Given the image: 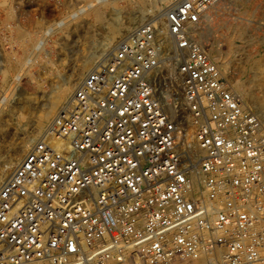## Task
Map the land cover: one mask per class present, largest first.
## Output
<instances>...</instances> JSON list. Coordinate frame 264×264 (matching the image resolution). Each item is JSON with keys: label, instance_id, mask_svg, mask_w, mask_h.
I'll use <instances>...</instances> for the list:
<instances>
[{"label": "built area", "instance_id": "2783aa9c", "mask_svg": "<svg viewBox=\"0 0 264 264\" xmlns=\"http://www.w3.org/2000/svg\"><path fill=\"white\" fill-rule=\"evenodd\" d=\"M221 1L171 0L168 39L146 20L78 81L0 184V264H264V124L191 32ZM166 41L193 162L155 95Z\"/></svg>", "mask_w": 264, "mask_h": 264}, {"label": "rangeland", "instance_id": "374dc122", "mask_svg": "<svg viewBox=\"0 0 264 264\" xmlns=\"http://www.w3.org/2000/svg\"><path fill=\"white\" fill-rule=\"evenodd\" d=\"M247 1L245 0L242 4L238 3L237 0H222L213 12H209L212 17L209 22L206 23L207 21L204 19L197 24L198 29H202V32L207 33L206 38H201L202 43L206 46L210 42L218 44L221 49H226L228 44L225 38L220 36V33L226 30L221 26L224 23L235 24L241 22L246 24L249 32L255 39H258L257 41L248 40L250 44L246 47V52H250L254 57L261 56L260 60H262L264 57H262L264 55V0ZM116 3L114 9L112 6L104 8L102 20H96L90 14L86 17L81 14L79 17H74L75 19L73 18L68 24L59 26L57 23L64 16L71 14L73 10L82 6L84 0H0V167L5 157L12 150L18 148L24 139L32 138L34 143L41 135L39 132H43L69 95L60 103L58 109L54 112V116L52 115L41 131H32L34 126L31 125H36L35 123L40 118L38 113L45 114L46 110L49 112L47 107L50 105L49 108H51V102L55 101L53 96L56 97L55 95L58 94L60 85H66L68 82L74 81V89L77 82L95 63H92L89 69L78 77L76 74L79 73V68L81 71L84 58L95 52H98L95 54H101L102 52L105 54L112 49L113 43L109 47L102 44L104 43L103 37H105L106 31L122 19L129 9L135 8L126 0H118ZM163 6L165 7L164 3ZM39 21L41 26H38ZM21 23L28 30L37 31L36 33L33 32L34 34L32 33V39L27 35L25 36V50L24 47L20 46L23 40L18 33L20 30L19 24ZM51 28H57V31L53 33L50 30ZM122 34L120 33L118 37L120 38ZM47 38H49V44L46 46L51 50V61L49 59L41 60V56H43L41 52L36 63H29L27 56H33L34 54L28 55V52L36 44L35 40ZM231 41L239 43L235 38ZM13 48L17 50V55L20 57L19 62L12 55ZM99 48H101V53L98 51ZM41 61H43V64ZM250 62L251 60H248L246 65ZM26 68L30 69L33 75L31 76L28 73L29 76H27L25 73V75H22L23 78L21 77L20 82L16 81L15 73H23L27 70ZM222 74L226 79L229 74L233 78L249 79L252 85L250 93L254 96H260L264 92V75L260 77L261 79L258 78L259 81H262L258 83V80L256 82L252 79L253 77L250 76L248 71H241L237 63L227 64V70ZM255 82L258 87L255 86ZM261 83L262 87L259 85ZM164 84L166 83L163 82L162 86L166 89ZM163 94L165 101H172V97L167 92ZM165 95L167 96L165 97ZM246 104L252 107L250 102H246ZM37 116H39L38 119H36ZM34 119L36 122H34ZM35 133L39 134L35 135Z\"/></svg>", "mask_w": 264, "mask_h": 264}, {"label": "bare ground", "instance_id": "6f19581e", "mask_svg": "<svg viewBox=\"0 0 264 264\" xmlns=\"http://www.w3.org/2000/svg\"><path fill=\"white\" fill-rule=\"evenodd\" d=\"M116 1H118V0H84V4L82 6H80L79 8H76L77 10L76 9L73 10L71 14L64 16L57 24L59 26L66 25L74 17L75 18L79 17V15H81V14L82 15L84 14L85 17H86V15L90 14L96 20H102L104 8L106 6L107 7L112 6V8L114 9L115 6L117 5ZM126 1L130 2L131 6H133L135 8H133L132 10L129 9L123 15L122 19L118 20L109 30L106 31L105 37H103L104 43H102L105 45V47L106 46L109 47V45L112 43L115 44L116 39L119 38L118 36L120 33H123L122 35L127 34L128 32H130L131 30H133L135 27H137L138 25H140L141 23H143L146 20H155L160 25V28L162 30V33H163V36L165 37V39H168V34L166 32V28H165V24H164V18H163V8H164L163 3L166 6L171 0H126ZM237 1H238V3L243 4V2L245 0L244 1L237 0ZM115 3H116V5H115ZM122 7H123V5H122ZM127 9H125V10H127ZM210 18H212L211 13L208 12L204 18L207 21L206 23L209 22ZM224 24H223V26H221V28L224 27L226 31L221 32L220 36L225 38V40L228 44L227 48L221 49L218 44L216 45V44L209 42L208 45H206V46L203 44L204 47L206 48L207 52L209 53L211 58L215 61V63L219 67L221 73H224L227 70V64H230L231 62H233V63H237L239 65L241 71L242 70L248 71V73H250V76L252 75V77H253L252 79H254L255 81L258 80V78H260L262 75H264V59H263L264 55H262L263 58H262V60H260L261 56L254 57L250 52H246V47L248 46V44H250V42L248 40L253 39V41H257L258 39H255L253 37V35L249 32V30L247 28L248 26L244 23L242 24L240 22V23H235V24H225V25ZM38 26H41L40 21L38 22ZM205 26H207V25L205 24ZM19 28H20V30L18 31V33H19L20 38L23 40V43L20 46L24 47L26 45L25 44V36L27 35L32 39V33L33 32L36 33L37 31L28 30V28H26V26L23 23L19 24ZM50 30H51V32L55 33L57 31V28L56 29L51 28ZM191 32H192L193 36L196 37V39H198L201 43H202L201 38H206V36H207V33L202 32V29L197 28V24H195L192 27ZM199 34H200V37H199ZM233 38L237 39L239 41V43H233L231 41V39H233ZM22 40H21V42H22ZM35 41H36V44H34V46L28 52V55L29 54H34V55L33 56H30V55L27 56V61L29 63L33 62V64L36 63V61L40 58L39 53H41V52L43 53L42 54L43 56H41L42 57L41 60H44V59L50 60L51 59V50H50V48H48L46 46L47 44H49V38L42 39V40L39 39L38 41L37 40H35ZM102 42H103V40H102ZM34 47H35V49H33ZM113 48H114V45H113L112 49ZM23 49L25 50V47ZM100 49L101 48H99L98 51H100ZM34 50H36V51L34 52ZM160 52H161V56H160L159 63L157 65V67H155L151 72L153 84H154V88H155V95H156V98L158 99L161 107L163 108V110L166 112V114L172 119V121L176 125V129H177V132H176V143H177L176 149L179 150L180 152L185 153L188 162H193L197 158V156L199 155L200 150L196 146V143H195L194 125H193V123H192V121H191V119L187 113L185 103H184V101L180 95L181 79H180V76L176 70V61H175L174 57H172L169 53V44L167 41L162 46V49ZM95 53H98V52H95ZM95 53H93L92 55H87V58H84V61L81 64V71L79 68V73L76 74L78 77L81 76L83 74V72L87 71L92 63L95 62L92 65V67H93L95 64L102 62L104 60L106 53H108V52H106L105 54L103 52L101 53V51H100L101 54H95ZM12 55H14L16 57L17 61L19 62L20 57L17 55L16 49L13 50ZM248 60H251V62L248 65H246V62ZM22 62L24 63L23 60H22ZM41 63L43 64V61H41ZM51 63H53V62H51ZM24 66H26V64H24ZM25 73L27 74V76L33 75L31 70L27 69L23 73H15V75H14L15 80L20 82L22 75H25ZM28 73H29V75H28ZM226 77H227V81H228L231 89L239 94L241 100L245 104H246V102L251 103L252 108L254 109L255 113L257 114L259 119L264 124V92L260 96H254L253 94L250 93V88L252 85L250 84L249 79L233 78L232 76H230V74L227 75ZM31 79H33V78H31ZM33 81H34V79H33ZM258 81H256V82H258ZM73 82L72 81L70 83L68 82V84H66V85L62 84L63 86L60 85L61 87L58 91V94L55 95L56 97L53 96V99L55 101L53 103L50 101L52 104L51 108H49L50 105L47 107V109H49V112H48V110H46L47 112L45 111L46 112L45 114L42 113L43 111L41 112L42 114L38 113L40 115V118L38 119L39 116H37V118H36V119H38L37 122L34 119V122H36L35 123L36 125H31V126H34L32 131H34V132H37L38 130L41 131V129L51 119L52 115L54 116V112L56 111V109H58L57 107H59L60 103L68 95L69 96L71 95V93L73 91V86H74ZM163 82L166 83V84H164V85H166V89L163 88V86H162ZM260 82H262V81H259L258 83H260ZM259 85H261V87H262V83ZM255 86L258 87V84L256 83ZM156 88H158L159 91H158V89L156 90ZM263 91H264V88H263ZM164 92H167L168 95H170L172 97V101L167 102L164 100L165 99L164 94H163ZM166 96L167 95H165V97ZM39 133H42V132H39ZM38 134L35 133V135H38ZM32 143H33L32 138L24 139L22 141V143L19 145V147L12 150L5 157L3 163L1 162L2 165L0 167V184L11 173L12 169L17 164V162L22 159L23 155L29 149V147ZM187 181H188L189 189H190L187 193L188 197H195V196L200 195L203 192L204 187L200 183V176L197 173L196 168H192V170L190 169V171L187 175ZM219 254L220 253H218L217 255H219ZM213 258L214 257L209 255V254H202L195 259L187 261L185 264H214ZM177 263H179V262H177Z\"/></svg>", "mask_w": 264, "mask_h": 264}]
</instances>
